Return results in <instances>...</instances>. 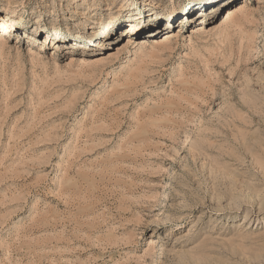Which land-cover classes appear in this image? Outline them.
<instances>
[{
  "label": "rangeland",
  "instance_id": "obj_1",
  "mask_svg": "<svg viewBox=\"0 0 264 264\" xmlns=\"http://www.w3.org/2000/svg\"><path fill=\"white\" fill-rule=\"evenodd\" d=\"M172 1L0 0V264H264V0Z\"/></svg>",
  "mask_w": 264,
  "mask_h": 264
},
{
  "label": "bare ground",
  "instance_id": "obj_2",
  "mask_svg": "<svg viewBox=\"0 0 264 264\" xmlns=\"http://www.w3.org/2000/svg\"><path fill=\"white\" fill-rule=\"evenodd\" d=\"M236 1H238V0H231V1H229L228 5L226 6L227 9L224 10V12H223V14L221 16V19H222L221 20V24L229 23L236 16V14L238 12L243 11V9H244L245 6H243L242 3L235 4ZM169 6H170V9L171 10L176 9V13H174V15H172V13H170L167 16H164L166 18L165 25L167 27L170 26V20L171 19H174L176 17V14H178L177 12H181L182 11L181 10V7H179L180 6V3L179 2H176L174 0L171 2V4ZM213 13H214L213 10H210V11L200 12L199 15L204 20L206 18H211ZM5 14H7V13L5 12ZM1 20H2V25L4 27V34H6L8 32V28L7 27H8L9 24H11V23L16 24L18 22L17 18H15L13 15H8V16L6 15L4 17H1ZM129 26H130V29L131 30H134L136 28V22L130 23ZM129 26H127V28H129ZM205 29H206V27H203L202 28V24H200L199 26L196 27L195 32L202 31V30H205ZM45 38H47V39L50 38V41H51L53 39H56L57 37L55 38V37H52L51 35L48 34ZM126 39H127L126 40L127 41L126 43H130L131 42V38H126ZM71 48H73V47H71Z\"/></svg>",
  "mask_w": 264,
  "mask_h": 264
}]
</instances>
